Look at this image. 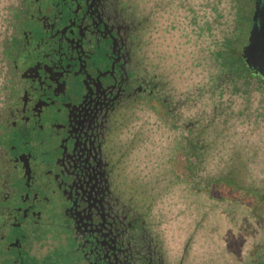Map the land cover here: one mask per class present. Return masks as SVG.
I'll list each match as a JSON object with an SVG mask.
<instances>
[{"label":"flooded vegetation","instance_id":"1","mask_svg":"<svg viewBox=\"0 0 264 264\" xmlns=\"http://www.w3.org/2000/svg\"><path fill=\"white\" fill-rule=\"evenodd\" d=\"M1 9L0 264H184L127 205L114 152L133 66L125 0Z\"/></svg>","mask_w":264,"mask_h":264},{"label":"trees","instance_id":"2","mask_svg":"<svg viewBox=\"0 0 264 264\" xmlns=\"http://www.w3.org/2000/svg\"><path fill=\"white\" fill-rule=\"evenodd\" d=\"M125 2L136 17L128 22L133 66L125 71L130 101L114 152L127 205L142 209L162 245L186 264L174 224L197 199L224 222L236 221L243 212L231 208L244 206L264 225V70L246 56L264 0ZM7 25L1 10L3 67L12 53L1 34Z\"/></svg>","mask_w":264,"mask_h":264},{"label":"rangeland","instance_id":"3","mask_svg":"<svg viewBox=\"0 0 264 264\" xmlns=\"http://www.w3.org/2000/svg\"><path fill=\"white\" fill-rule=\"evenodd\" d=\"M135 5L138 6V1ZM2 6L0 2V11ZM135 18L134 14H130L127 22H135ZM21 55L22 59L25 58L24 52L21 51ZM2 67L0 62V71ZM3 78L4 73L0 72V85ZM202 201L197 199L195 207L191 206V212L184 211L175 220L174 227L179 234L173 240H180V248L186 246V264H264V225L253 223L250 212L245 211L244 206L232 207V212L242 210L243 215L238 214L237 220L232 223L224 222L218 219L216 211L212 216L211 209L205 207ZM260 211L264 217V205L260 207ZM171 213L175 214L176 211L171 209ZM200 220L203 222H199ZM179 247H174V252ZM191 253L192 257L189 256Z\"/></svg>","mask_w":264,"mask_h":264},{"label":"water","instance_id":"4","mask_svg":"<svg viewBox=\"0 0 264 264\" xmlns=\"http://www.w3.org/2000/svg\"><path fill=\"white\" fill-rule=\"evenodd\" d=\"M257 15V25L249 37L246 56L252 65L264 70V3L260 11L257 9Z\"/></svg>","mask_w":264,"mask_h":264}]
</instances>
